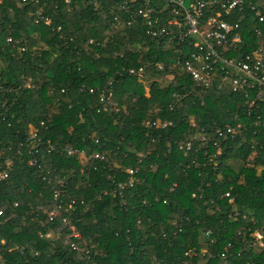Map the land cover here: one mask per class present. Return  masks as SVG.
<instances>
[{"label":"trees","instance_id":"1","mask_svg":"<svg viewBox=\"0 0 264 264\" xmlns=\"http://www.w3.org/2000/svg\"><path fill=\"white\" fill-rule=\"evenodd\" d=\"M55 1L63 6L61 0L0 4V155L23 153L0 181V264H264V129L223 142L220 153L207 145L185 156L177 147L195 132L190 118L199 130H209L232 123L235 114L242 117L240 96L225 105L215 91L201 93L189 79L174 86L168 81L175 74L171 52L132 48L130 32H113L89 0H74L76 9L67 15L58 10L55 17ZM41 9L53 30L33 23ZM236 18L249 35L264 32L249 12ZM140 66H146L142 82L127 74ZM27 78L34 90L23 89ZM110 88L117 113L105 112L99 100V92ZM158 123L171 125L161 129ZM35 127L43 142L40 169L29 166L33 156L19 147ZM68 146L85 153L84 164L66 154ZM251 146L256 157L248 161ZM95 153L103 160L89 159ZM126 169L136 171L137 182L119 193L116 185L127 180ZM40 170L63 181L65 202L76 201L68 224L81 240L72 241L90 249V260L79 262L63 236L54 234L68 224L49 221L58 186L39 177ZM47 232L53 239L44 238ZM255 232L263 235L261 249L249 247ZM12 245L27 250L8 252Z\"/></svg>","mask_w":264,"mask_h":264},{"label":"built area","instance_id":"2","mask_svg":"<svg viewBox=\"0 0 264 264\" xmlns=\"http://www.w3.org/2000/svg\"><path fill=\"white\" fill-rule=\"evenodd\" d=\"M3 0H0V4ZM22 3L27 0H21ZM63 6L58 1L54 3V16L57 17V11L62 15H67L77 6L74 0H61ZM94 5L96 11H100L101 17L107 23L113 32L129 31L134 41L132 48L149 47L163 48L166 52H171L173 57L168 60L171 64V70L175 74L168 76V81L174 86L184 85L186 79H189L192 85L201 93L215 91L222 104L231 102L232 96H240L245 107L242 117L235 114L232 116V123L217 125L215 123L209 130L197 127V121L194 118L188 120V125L195 129V132L189 134L185 140L177 143L179 151L186 156L198 150H204L207 145H211L217 151L221 152V144L227 140L244 138L242 133L252 131L255 135L264 129V32L260 29H254L249 35L246 33V26L242 16L246 12L250 14V21H257L264 24V0L260 4H254L247 0H89ZM101 2L108 4V15L104 12ZM35 25H43L52 29V18L45 14L44 10H38L33 20ZM57 27V32L60 31ZM53 30V29H52ZM254 39V41H253ZM71 41V39H70ZM8 43L18 44V41L7 39ZM93 40H89V45ZM99 46V44H97ZM252 45V47H251ZM98 57V54H95ZM0 67L3 62L0 60ZM162 66L158 65V70ZM146 66H140L137 70L128 69L127 74L134 76L142 82L145 78ZM178 82V83H177ZM36 85L31 78H27L23 84V89L34 90ZM4 91L0 87V92ZM13 91V90H11ZM61 93H66L64 89ZM93 89L89 94H93ZM53 95V90H50ZM148 94V89H145ZM99 100L102 108L108 113H117L119 110L116 104L111 100L112 89L107 92H99ZM4 107L5 104L2 103ZM41 126L44 124L41 122ZM171 123H158L157 127L164 129ZM38 128H32L24 134V141L19 144L33 158L28 164L31 167L38 166L37 156L40 153V147L43 145L39 135ZM49 145V141L46 142ZM198 150H195V147ZM263 149V146H259ZM253 152L248 161L256 157L254 146H251ZM54 148L48 146V153L53 152ZM64 151L69 157L76 156L79 161H86L83 151H79L70 146L65 147ZM207 155V151H204ZM21 150L15 152V156H4L0 163V181L6 180L9 173L14 169V157L21 158ZM217 157V154L209 155L210 159ZM92 160H103V156L95 153L90 156ZM193 163L196 162L194 158ZM217 166L216 163L213 164ZM127 180L119 182L116 185V191L131 188L136 182V171L126 169ZM39 177L47 178L49 183H55V188L51 195L50 209L47 210L49 221H60L67 225L68 219L76 211V201L65 202L60 188L63 181L52 178L49 171L40 170ZM60 187V188H59ZM233 199L229 200L233 204ZM233 208V207H232ZM238 213L234 209L233 218ZM3 216L0 210V217ZM9 218L6 219L8 221ZM4 221V223L6 222ZM68 233H64L65 231ZM65 230L64 226L54 229V234L58 237L63 236L64 244L69 246L71 251L82 259L90 260V249L80 246L72 240H81V235L73 224H68ZM41 236V235H40ZM208 236V235H206ZM42 237V236H41ZM252 241L249 247L261 249L263 247V235L255 232L251 235ZM47 240L53 239V234L47 232L44 235ZM4 241H1V245ZM27 249L12 245L8 252H19L23 254ZM191 252V251H190ZM189 252V253H190ZM193 253V252H191ZM0 255V263L2 262ZM221 259H226L224 254Z\"/></svg>","mask_w":264,"mask_h":264},{"label":"rangeland","instance_id":"3","mask_svg":"<svg viewBox=\"0 0 264 264\" xmlns=\"http://www.w3.org/2000/svg\"><path fill=\"white\" fill-rule=\"evenodd\" d=\"M185 3L187 4V0H185ZM178 83V82H177Z\"/></svg>","mask_w":264,"mask_h":264}]
</instances>
